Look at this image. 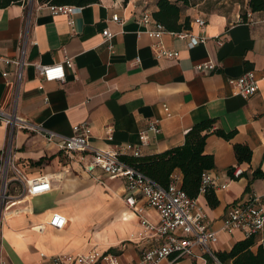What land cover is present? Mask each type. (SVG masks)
I'll list each match as a JSON object with an SVG mask.
<instances>
[{
    "label": "crops",
    "instance_id": "0c3cea01",
    "mask_svg": "<svg viewBox=\"0 0 264 264\" xmlns=\"http://www.w3.org/2000/svg\"><path fill=\"white\" fill-rule=\"evenodd\" d=\"M177 5V24L183 26L188 19L189 26L168 32L188 31L197 44L189 47V39L166 33L162 44L178 56L159 59L152 52L151 38L137 22L142 11L153 17L158 11L156 0H98L70 16H54L37 2L0 9V59H17L23 39L26 44L19 82L16 67L0 61V108H15L17 115L63 136L71 135L73 126L87 123L91 146L101 149L140 144V132L146 131L147 144L141 147V156L182 145L192 126L212 120L205 153L214 159L210 173L226 187L214 191L219 202L216 208H210L203 195L197 199L211 228L218 231L219 241L211 249L229 251L244 238L240 232L220 231L227 208L248 191L260 194L264 186V178L251 177L258 170L264 174V10L252 13L246 7L231 17ZM114 14L118 22L111 20ZM195 18H202L205 26L196 25ZM105 29L113 35L108 43L102 36ZM217 39L221 46L216 45ZM65 56L72 59L73 66L65 69L64 81H41L34 65L60 63ZM207 61L214 63L213 71L199 74L194 70L195 65ZM247 71L254 72L258 92L245 99L233 91L228 79ZM152 120L158 122V134L147 130ZM213 130L233 135L227 141ZM16 138L14 159L18 164L20 160L33 164L41 158H45L43 163L49 160L38 172L23 170L31 177L47 176L52 189L41 197L23 198L8 213L1 229L8 264H46L40 254L76 255L93 249L129 264L159 244L156 235L146 232L139 216L125 205L121 179H111L99 169L85 170L38 137L19 133ZM7 143L8 130L0 125V151ZM235 144L251 150L249 163H237ZM237 166L244 176L231 179L229 171ZM172 176L181 185V173L175 171ZM135 196L136 206L144 209L142 217L156 225V211ZM53 214L64 218L61 229L49 225ZM254 238L260 244L264 230ZM193 262L206 264L198 248L190 256L161 264Z\"/></svg>",
    "mask_w": 264,
    "mask_h": 264
},
{
    "label": "built area",
    "instance_id": "2783aa9c",
    "mask_svg": "<svg viewBox=\"0 0 264 264\" xmlns=\"http://www.w3.org/2000/svg\"><path fill=\"white\" fill-rule=\"evenodd\" d=\"M45 6L54 16H70L80 10V7L77 6ZM111 20L118 22V15H112ZM137 22L145 29L144 33L151 38V49L157 59L178 56L177 52L167 50L162 44L161 37L166 33L178 39H189V47L197 44V38L188 31L168 32L147 11H142L138 15ZM194 23L199 27L205 26V21L202 18H195ZM102 36L104 42L107 43L113 37L108 29L102 31ZM215 43L217 46L222 45L220 39H217ZM25 46V39H23L17 59H0L5 65L16 67L17 82L21 79V69L25 64ZM108 49H111L110 45H108ZM72 66V59L67 56L60 63L34 65L38 77L43 82H63L65 69ZM214 68V63L207 61L195 65L194 70L199 74H206L213 71ZM228 85L237 95L245 99L258 92V80L253 71H247L240 77L228 79ZM39 89L42 87L40 86ZM163 110L169 117L170 113L166 105H163ZM0 125L8 130L7 146L0 151V264H8L3 255L1 232L7 221L8 213L23 198L41 197L50 193L52 189L47 176L31 177L20 168L18 161L14 159L13 143L19 133L40 138L48 147L54 146L66 159L78 166H83L85 170L99 169L107 177L121 179L124 182L126 195L123 201L125 205L139 216L145 231L153 232L159 239V244L156 247L143 251L137 261L129 264H161L162 261L169 259L176 260L183 256H190L194 248H198L203 255H209L216 262L211 245L218 243V231L211 228V222L199 205L198 197H189L173 176H171L167 187L162 188L122 160L125 157L137 158L141 156V147L147 144L146 131L140 132V144L124 143L115 148L101 149L91 146V128L87 123L73 126L71 135L63 136L17 115L15 108H11L9 111L0 108ZM147 130L158 134L160 132L158 122L156 120L149 121ZM111 139V136H107V140ZM242 174L243 170L237 166L232 169L231 179H238ZM11 187L18 194H9ZM225 187L226 185L217 183V177L213 176L210 171H206L201 175L199 195H203L206 188L215 191L216 189H225ZM135 195L141 197L148 207L156 211L159 218L156 225H152L142 217L144 209L141 206H136ZM64 223V218L58 214H53L49 221V225L55 229H61ZM263 230L264 186L260 194L248 191L243 199L232 202L221 220L220 228V231L227 234L240 232L244 239L255 237ZM40 257L45 260L46 264H120L117 256L95 249L86 254H64L50 257L40 254Z\"/></svg>",
    "mask_w": 264,
    "mask_h": 264
},
{
    "label": "trees",
    "instance_id": "16d2710c",
    "mask_svg": "<svg viewBox=\"0 0 264 264\" xmlns=\"http://www.w3.org/2000/svg\"><path fill=\"white\" fill-rule=\"evenodd\" d=\"M26 0H0V9L11 5H23ZM158 11L153 14L154 20L161 23L167 31H179L188 28L189 20L186 19L183 26L178 25L180 8L177 5L189 6V0H156ZM40 5H62L84 7L97 3L98 0H36ZM247 7L250 12L264 10V0H248ZM213 121L207 120L195 124L184 135L182 145L173 147L164 152L140 157H125L122 160L137 171L153 180L162 188H166L175 171L182 176L181 189L191 198L199 195V186L202 173L214 168V159L205 153V142L209 131L213 127ZM213 134L224 140H230L233 133H224L222 130H213ZM233 152L237 163H249L251 150L241 144L233 146ZM45 158L39 159L34 165H41ZM232 169L229 171L231 176ZM244 176V172L242 174ZM252 179L264 178L261 171H254ZM207 205L216 208L219 204L212 189L206 188L203 193ZM216 262L204 255L206 264H264V240L257 244L254 237L235 242L229 251H214ZM192 264H196L193 262Z\"/></svg>",
    "mask_w": 264,
    "mask_h": 264
},
{
    "label": "rangeland",
    "instance_id": "374dc122",
    "mask_svg": "<svg viewBox=\"0 0 264 264\" xmlns=\"http://www.w3.org/2000/svg\"><path fill=\"white\" fill-rule=\"evenodd\" d=\"M34 2H36V0H26L25 5L29 7ZM189 4L202 14L217 12L231 17L237 13L241 14L247 9L246 0H189ZM17 142L18 139L16 138L14 141L16 147ZM19 164L22 165L20 168L26 169L27 172H38L39 169L44 168V165H49L50 163L49 160H45L42 165L35 166L33 161L20 160ZM9 194L16 195L18 192L14 191L11 187L9 188Z\"/></svg>",
    "mask_w": 264,
    "mask_h": 264
}]
</instances>
